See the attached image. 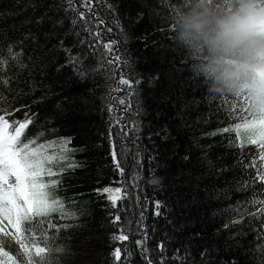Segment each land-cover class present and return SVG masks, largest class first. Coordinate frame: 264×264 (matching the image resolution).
<instances>
[{
	"label": "snow or ice",
	"instance_id": "snow-or-ice-1",
	"mask_svg": "<svg viewBox=\"0 0 264 264\" xmlns=\"http://www.w3.org/2000/svg\"><path fill=\"white\" fill-rule=\"evenodd\" d=\"M31 6L37 5L33 3ZM58 7L60 6L54 3L48 10ZM84 7L88 9L87 12L80 10L71 14L95 19L97 24H105L104 20L96 19L91 4L86 2ZM122 7L123 5L117 7L114 3L108 5L110 12L117 14ZM69 9L71 10V4ZM147 15L146 8L137 4L129 11V25L132 28L140 27ZM45 21H50L52 27L44 32V43L41 44L37 33L23 26L31 23L41 25ZM66 21L68 15L63 13L57 17H49L45 13L34 21L28 18L21 21L20 25H11L10 28L16 31H10L7 39L0 41V264H64L65 250L59 246L58 241L63 237V230H71L72 225L61 224L59 221L66 216L77 218L76 211L65 212L66 203L59 192L61 186L66 184V179L76 175L73 170L82 167V162L76 161L74 154H88L90 148L86 142L71 146L79 137V132L75 124H70L65 117L74 120L84 106L90 103L94 89H86V80L89 72L97 69L85 67L87 58L84 53L88 52V57H91L94 52L84 47L86 40L80 39L81 35H88L83 31L84 21L81 20L78 24L75 20L70 23ZM107 30L112 31L111 28ZM71 36H75V39L70 41ZM128 39L125 34L124 40ZM140 39L144 43L145 51L156 48V44L149 43L150 37L147 34ZM9 41L15 47L10 46ZM49 43H52L51 47H48ZM122 46L117 40H109L105 45L115 54L112 64H108L105 59L104 66L108 67L110 76H115L119 69L128 65V60H122L118 54ZM78 47L80 54L73 55ZM61 53L67 55L62 56ZM70 68L74 71H69ZM119 79L133 90L131 94H139L140 79L128 78L123 74L119 75ZM165 95L172 101L173 107L169 109L171 115H168L167 121L162 125L154 126L149 121L146 125V137L145 125L140 120H134L130 127L121 125V136L132 137L135 133V145L140 150L136 154L140 157V162L136 163L137 174L140 163L145 158L149 163L156 161L157 168L161 167V156L165 159L169 156L178 157L180 162L187 165L172 174L171 181L167 173L164 176L154 173L151 175L149 182L159 192L164 193V198H156L154 202H150L154 207L148 214L144 211L148 206L142 205L141 219L137 221V227L142 229V239L136 242L140 247L139 255L146 264H154L152 257L145 255L150 251L146 247L149 231L155 233L163 229L164 235L171 240L173 235L183 234L188 226L199 225L187 236L188 249L181 258L185 262L191 255L189 249L195 245L197 250L202 248L199 251V264H264V244L257 247L251 239L256 235L258 243L259 239L264 238V112H250L251 119L241 113L243 118L232 125L237 133L244 130L245 138L240 139V146L248 143L259 148L258 157L253 155L252 161L237 160L233 164L232 159L225 158L223 153L219 156L212 154L213 144L223 142L214 138L221 133L227 138L230 131L228 127L213 131L202 129L201 138H197L193 132L192 139H185L190 129L206 126L202 115L194 119L190 113V108L199 105L203 97L200 100L195 97L184 99L178 93L173 99L171 91H166ZM209 96L212 97L211 104L216 105L217 113L226 109L229 115H233L238 104L240 109L248 110L246 96L237 95L230 103L227 102V95L209 92ZM217 100L220 101L218 105ZM108 110L111 112V104L108 105ZM141 114V111L137 112V116ZM155 115L161 117L164 113L157 110ZM115 123L120 121L109 124L112 163L108 167H114L123 176L126 173L124 165L127 163V156L121 160L123 150L118 152L116 149L112 131ZM65 124H69L68 131L73 132V135L60 134ZM57 125H60L59 129ZM145 139L147 144L143 143ZM209 139H212V143H205ZM234 143L229 141V146ZM52 147L56 148L55 153L51 151ZM149 151L152 154L145 157ZM241 166L248 172L246 179L238 178ZM164 167L167 168L166 165ZM84 179L87 181L88 177ZM221 180L226 187L217 192L218 196L221 192L224 195L231 193L233 197L243 196L244 199H236L226 209H218L221 215L226 211L229 217L235 215L236 219H229L228 224L213 233L209 229L217 212L213 211L209 215L205 201L211 199V193L216 191V185ZM182 183L186 185L184 190L179 187ZM201 184L204 185L203 190ZM67 188L70 189L71 185H67ZM173 189L176 190L173 192ZM94 191L100 197L107 195V202L114 204L118 197L111 193H119L122 189L105 186L97 187ZM194 206L198 209L204 208V213L201 215L197 212L193 216L191 209ZM149 214L155 218L151 227L146 222ZM109 215L112 216L111 213ZM112 218L115 221L121 219L119 215ZM160 220L163 221L162 224ZM58 230L59 235L56 234ZM117 238L126 240L127 236L121 235ZM17 245L19 250L13 254L10 249ZM87 247L86 240L83 248L87 250ZM157 247L163 253L165 241L162 239ZM179 252L177 249V256ZM111 255L117 264L125 260L120 247H115ZM136 255L128 250L126 258L133 260L134 264ZM222 255L224 258H221ZM93 257V253L86 251L81 259L88 264H96ZM160 260L163 264V255H160ZM192 264H197L195 259Z\"/></svg>",
	"mask_w": 264,
	"mask_h": 264
},
{
	"label": "trees",
	"instance_id": "trees-1",
	"mask_svg": "<svg viewBox=\"0 0 264 264\" xmlns=\"http://www.w3.org/2000/svg\"><path fill=\"white\" fill-rule=\"evenodd\" d=\"M86 2L91 4L92 10L96 14V19L105 21L106 27L103 33L105 34L103 35V40L99 39L96 35L98 28L101 27L100 24H97L92 18H80L78 15L71 14L73 11H80L79 7L85 8ZM33 3L37 6L32 7L31 4ZM54 3L60 7L49 11V6ZM113 3L117 7L123 5L122 10L118 14L110 12L108 8V5ZM185 3L186 0H78L76 3L73 0H0V41L7 39L10 31H16L10 28L13 24L20 25L21 21L28 18L34 21L45 13L49 17H57L63 13L68 15L66 23L75 20L78 24L81 20L84 21L83 31L88 33V35H81L80 39L86 40L84 47L94 52V56L91 57H88V52L84 53L87 58L85 67L97 69L95 72H89L86 80V89H94V96L74 120L71 117H65V119L69 120L70 124H75L79 132V137L71 146H78L86 142L89 145L90 151L88 154H74L76 161L82 162V167L73 170L76 172V175L69 176L66 179V184L61 186L59 192V195L66 203L65 212H77V218L73 219L66 216L63 220L59 221L61 224L72 225L71 230H63V237L58 241L59 246L65 250L64 264H88L86 260L82 261L81 259L85 256L86 251L94 254L93 258L96 260V264H117L111 255L115 247H120L122 255L125 256V260L120 261V264H133V260H127L126 258L128 250L137 254L134 257V264H146L144 258L139 255L140 247L136 243L142 239V229L137 227V221L141 219L140 212L142 205L148 206L144 208V211L148 214L151 212L152 207H154V204L150 202H154L156 198H164L161 195L164 193L159 192L149 182L151 175L154 173L157 176H164L167 173L169 181H171L172 174L177 173L182 167H187L185 163L179 161L178 157L169 156L167 159L162 157L164 166L165 163L167 166H170L169 168L167 167L168 170L162 166L159 173L156 167L155 170L144 167V164L148 162L145 158L140 163L137 174L136 163L140 162V157L136 154L140 150L135 145V133H133L132 137L121 136V129L117 128V123L113 124V139L115 140L117 151L123 150L120 156L121 160H124L125 156H127V163L124 165L126 173L122 176L118 171L114 170V167H108L112 163L111 142L108 136L109 124L118 121L120 116L121 119L123 118V123L128 127L131 126L134 120H140L147 125L149 121L144 120V117H147L148 109H151L153 114L157 110H160L164 115L159 118L156 117L154 121L152 120V124L158 126L167 121L168 115H171L169 109L173 107L172 101L165 95L166 91H171L173 99L178 93L184 99L195 97V99L200 100L203 97V101L199 105L190 108V113L194 119L198 115H202L205 118L206 126L200 125L190 129L185 139H192L193 132L197 138H201L202 129L204 131H213L222 127H228L230 131L227 133V138H225L223 133L214 138L217 141L223 142L213 144L212 154L219 156L223 153L225 158L232 159L233 164H236L237 160L241 162L252 161L253 155L258 157L259 148L257 146L248 143L240 146V139L245 138L244 130L241 129L237 133L232 128L233 124L240 122V119L243 118L241 113L245 115L244 112L236 107L233 115H229L226 109L217 113L216 105L211 104L212 97L209 96V92L221 96L227 95L226 99L228 103L237 95L246 96L249 100L248 105L253 109L257 107L254 98L246 90L229 92L216 87L213 80L202 71L203 51L197 49L195 46L190 47L184 44L175 32L174 25L170 23L173 17L180 14ZM69 4H71V10L69 9ZM137 4L145 7L148 15L140 27L132 28L129 25L128 14ZM72 26L75 27L76 25ZM23 27L37 33L40 37V43L43 44V34L49 31L52 25L50 21H45L41 25L31 23ZM108 28H111L112 31L109 32ZM124 29H127V32H124ZM77 31H80V29L77 28ZM125 34L129 37L128 40H124ZM144 34L150 37L149 43L156 44V48H149L145 51L144 43L140 39ZM92 37H95V39H92ZM69 39L71 41L75 39V36H71ZM109 40H117L123 44L118 54L121 55L122 60H128V65L119 69V72L115 76H110L108 67L104 66L105 59L108 60V64H112L115 55L110 49L105 47ZM8 43L10 46L15 47L12 41ZM51 46L52 43H49L48 47ZM16 50L20 51V49ZM125 50H127L126 55ZM79 54L80 48L78 47L73 52V55ZM61 55L67 54L61 53ZM102 56L104 57L103 59ZM139 59L141 60L140 63L138 62ZM69 71H74V69L70 68ZM120 74L128 78L140 79L139 91L145 87L142 83L146 78L148 80V84L145 87L147 97L149 95V97L154 96V102H150V105L146 104L145 106L143 101L146 99L142 100L140 98L139 100V94H131L133 90L128 85L125 86L124 83H121L119 79ZM157 76L159 78L155 79ZM163 76H165L164 79ZM149 81L152 82L149 83ZM80 83L84 84L85 81H80ZM152 83H159L156 85L155 91L150 87ZM116 84L122 86V92L118 93ZM119 95L121 97L117 99ZM118 103H121L119 105L120 111H116ZM219 103L220 101L217 100L216 104L218 105ZM109 104L112 105L111 112L108 110ZM147 105L151 107L148 106L147 109ZM138 111H141L143 114L137 116ZM68 127L69 124H65L60 134L73 135V132L68 131ZM57 128L59 129L60 125H57ZM145 131L147 135V129ZM102 138L105 149L103 152L97 153L95 149L101 143L100 139ZM125 140H127V144H125ZM229 141H234L235 143L229 146ZM143 143L147 144V142ZM205 143H212V139L205 141ZM237 148L239 150L235 151L234 149ZM51 151L55 153L56 148L52 147ZM150 154L152 153L149 151L145 154V157ZM181 154H183L182 151ZM198 156L199 152L197 151L196 157ZM101 168H103L102 171ZM254 172L255 169H253L252 174ZM85 177H88L87 181H85ZM247 177L248 172L244 166H241L238 178L246 179ZM67 185H71V188H67ZM105 186L122 189L116 195L117 197L119 196L116 203H108L107 195L100 197L94 191L97 187L102 188ZM179 187L181 190H184L186 185L182 183ZM224 187L226 185L221 180L216 185V191L211 193V199L205 201L208 204L207 210L209 215L213 211L217 212L211 221L212 227L209 229L213 233L218 229H222L229 219L236 217L235 215L229 217L226 211L221 215L218 209H226L228 205L234 204L236 199H244L243 196L233 197L231 193L224 195L221 192L218 196L217 192ZM203 188L204 185L201 184V190ZM175 190L173 189V192ZM173 198L175 197L173 196ZM225 201L228 203L226 204ZM204 211V208L198 209L195 206L191 209L193 216L197 215V212L202 215ZM115 215H119L121 219L115 221L112 218ZM154 219L150 214L147 217V221H153ZM152 225L150 224V227ZM198 227L199 225H190L182 235H173L172 238H175L177 246L171 244L172 242L169 241V238L164 235L163 229L157 231L158 235L149 231L146 247L150 251L145 253V255H150L154 264H162L160 255L164 256L163 264H192L193 259L199 264L201 259L199 251L202 248L197 250L195 245L189 249L191 255L188 256L187 261L185 262L181 259L186 254L185 250L188 249L187 236L193 228ZM56 234H60L59 230ZM121 235L127 236V239H118L117 237ZM162 239L165 241V251L160 253L157 245ZM251 239L257 247H259V244H264V238L259 239L258 243L256 235H253ZM86 240L88 241L87 250L83 248ZM177 249L180 250L179 256H177ZM10 250L13 251V254H16L19 246L17 245ZM221 258H224L223 255Z\"/></svg>",
	"mask_w": 264,
	"mask_h": 264
},
{
	"label": "clouds",
	"instance_id": "clouds-1",
	"mask_svg": "<svg viewBox=\"0 0 264 264\" xmlns=\"http://www.w3.org/2000/svg\"><path fill=\"white\" fill-rule=\"evenodd\" d=\"M170 23L216 87L264 101V0H186Z\"/></svg>",
	"mask_w": 264,
	"mask_h": 264
},
{
	"label": "rangeland",
	"instance_id": "rangeland-1",
	"mask_svg": "<svg viewBox=\"0 0 264 264\" xmlns=\"http://www.w3.org/2000/svg\"><path fill=\"white\" fill-rule=\"evenodd\" d=\"M74 1V3H76L78 0H73ZM90 4V3H89ZM85 11H88V9H86L85 8ZM99 29L100 28H98V30H97V33L99 32ZM104 33V31H101L100 32V34L99 35H97L98 36V38L99 39H101V40H103V35H105V34H103ZM138 62L140 63L141 62V60L139 59L138 60ZM137 62V63H138ZM164 77L165 76H163V79H164ZM162 79V80H163ZM143 80V79H142ZM147 79L145 78L144 80H143V86H147ZM160 82V81H159ZM159 84V83H158ZM157 83H152L151 84V86L150 87H152L153 88V90L155 91L156 90V85H158ZM117 86V88H119V89H121V90H123V88H122V86H120V85H116ZM125 86H127L126 84H125ZM143 88V89H141V91H139V96H138V99L140 100V98L143 100V99H146L145 101H143L144 102V105L146 106V104H149L150 105V102H154V100H153V98H154V96H152V97H147V92H146V88ZM148 87H149V85H148ZM154 94V93H153ZM148 102V103H147ZM121 103H118V105H120ZM149 105H147V109H148V106ZM149 107H151V106H149ZM148 115H147V117H144V120L146 119V120H148V121H151L152 122V120L154 121V120H156L155 118H156V115L155 114H153L152 113V110L151 109H148ZM157 118H159V117H157ZM147 121V122H148ZM120 125H122L121 124V121H120V123H119ZM144 125H145V122L143 123ZM120 129H121V127H120ZM147 128H146V125H145V130H146ZM144 136L146 137L147 135H146V131H144ZM101 141V143H99L98 144V146H97V148L95 149V152H97V153H101V152H103L104 151V144H103V138L102 139H100ZM143 142H147L146 140H144ZM163 156H161V158H160V160H159V164L161 165V167L163 166L164 167V164H163V158H162ZM156 165V161H152L151 163H149V162H146L145 164H144V167L146 168V169H150L151 170V168L153 169V170H155V166ZM165 165H166V163H165ZM167 166V165H166ZM169 166L170 165H168L167 167L169 168ZM161 167H159V168H157L156 167V170H158L159 171V173H160V169H161ZM165 168V167H164ZM168 168H166L167 170H168ZM162 172H164L163 170H162ZM111 195H117V193H111ZM163 197H164V194H161ZM118 198H119V196H118ZM117 202V201H116ZM115 202V203H116ZM163 223V221L162 220H160V224H162ZM147 224L150 226V224H153V221H147ZM190 229V228H189ZM158 231H160V230H158ZM187 231V229H185V231L183 232V233H185ZM156 233V235H158V232L156 231L155 232ZM155 233H153V234H155ZM182 235V234H181ZM175 236V235H174ZM153 237H154V235H153ZM169 241H171L172 243L171 244H175V246H177L178 244L175 242V238L173 237V238H171V240H169ZM169 241H168V243H169ZM168 247V246H167ZM166 247V250L168 251V248Z\"/></svg>",
	"mask_w": 264,
	"mask_h": 264
}]
</instances>
